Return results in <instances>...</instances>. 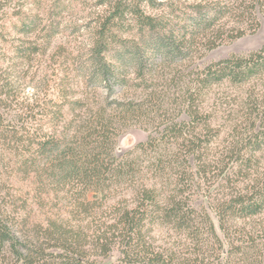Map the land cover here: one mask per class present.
<instances>
[{"label":"trees","instance_id":"16d2710c","mask_svg":"<svg viewBox=\"0 0 264 264\" xmlns=\"http://www.w3.org/2000/svg\"><path fill=\"white\" fill-rule=\"evenodd\" d=\"M10 1L0 40L9 24L37 26ZM95 1L89 43L58 48L59 78L39 85L19 69L51 48L55 20L43 47L31 36L13 49L29 92L0 72V176L27 184L25 198L0 188V264H264V45L197 64L257 31L264 0ZM224 82L250 86V109L217 147ZM133 127L147 139L119 153Z\"/></svg>","mask_w":264,"mask_h":264},{"label":"rangeland","instance_id":"374dc122","mask_svg":"<svg viewBox=\"0 0 264 264\" xmlns=\"http://www.w3.org/2000/svg\"><path fill=\"white\" fill-rule=\"evenodd\" d=\"M55 1L64 2L63 9L60 11H53V4ZM8 6V11L13 12L19 8L26 13H31L36 20L37 26L28 30L26 33H20L11 28L4 34L3 39L0 40V72L11 73V78L16 82L19 91H30V88H24L27 80L22 79L14 73L13 63V49L15 46L23 44L28 38L37 39L38 45L41 47L45 44V26L47 23L55 20L59 23V31L52 39L51 48L45 53H40L34 56V59L20 66V70L28 71V78L33 82L41 80H52L61 76L62 60L59 47H84L89 43L90 26L93 24L96 14L102 9L101 6L96 5L95 0H11ZM36 16V17H35ZM260 27L257 31L247 32L242 37L224 41L216 48L208 51L203 58L197 59V64L205 65L211 61L219 60L229 56L232 53L246 54L251 51L260 49L264 45V16L260 15ZM10 19L8 20V23ZM236 24L230 21L228 26ZM16 60V59H14ZM18 60V59H17ZM52 82V81H51ZM257 86H261L260 83ZM249 85L236 86L229 82L215 87L212 101L215 103L214 115L215 119L222 126V133L220 139L214 144L215 146L225 147L242 132L240 126L249 112V105L247 92H249ZM249 104V105H247ZM244 125V124H243ZM242 125V126H243ZM244 127V126H243ZM148 137V132L140 127H133L124 132L118 142V152L122 153L133 148L141 141H145ZM258 171L264 173V149L256 154ZM27 184L17 178L6 179L0 176V188L4 196L10 194L14 196H22L25 198V191L21 189ZM31 199V198H30ZM31 203V200L29 201ZM36 211V209H35ZM45 212V211H44ZM43 218L46 213L37 212ZM92 221L90 218H85L81 222L85 225Z\"/></svg>","mask_w":264,"mask_h":264}]
</instances>
